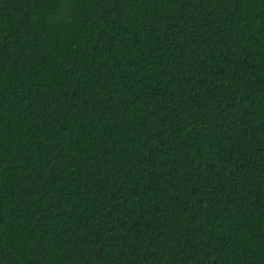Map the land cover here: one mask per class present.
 Returning a JSON list of instances; mask_svg holds the SVG:
<instances>
[{"label": "trees", "instance_id": "obj_1", "mask_svg": "<svg viewBox=\"0 0 264 264\" xmlns=\"http://www.w3.org/2000/svg\"><path fill=\"white\" fill-rule=\"evenodd\" d=\"M0 264H264V0H0Z\"/></svg>", "mask_w": 264, "mask_h": 264}]
</instances>
